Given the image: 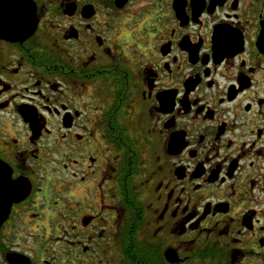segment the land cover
I'll return each instance as SVG.
<instances>
[{
    "label": "flooded vegetation",
    "instance_id": "af4514ba",
    "mask_svg": "<svg viewBox=\"0 0 264 264\" xmlns=\"http://www.w3.org/2000/svg\"><path fill=\"white\" fill-rule=\"evenodd\" d=\"M0 264H264V0H0Z\"/></svg>",
    "mask_w": 264,
    "mask_h": 264
}]
</instances>
